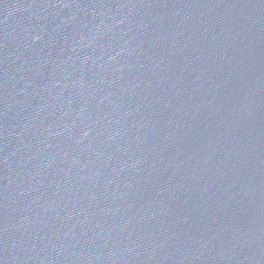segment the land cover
Masks as SVG:
<instances>
[{
	"label": "water",
	"instance_id": "obj_1",
	"mask_svg": "<svg viewBox=\"0 0 264 264\" xmlns=\"http://www.w3.org/2000/svg\"><path fill=\"white\" fill-rule=\"evenodd\" d=\"M0 264H264V0H0Z\"/></svg>",
	"mask_w": 264,
	"mask_h": 264
}]
</instances>
